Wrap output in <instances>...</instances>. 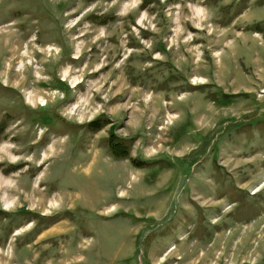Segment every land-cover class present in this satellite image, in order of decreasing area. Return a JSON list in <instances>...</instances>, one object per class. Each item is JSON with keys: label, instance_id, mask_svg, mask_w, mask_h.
Returning <instances> with one entry per match:
<instances>
[{"label": "rangeland", "instance_id": "rangeland-1", "mask_svg": "<svg viewBox=\"0 0 264 264\" xmlns=\"http://www.w3.org/2000/svg\"><path fill=\"white\" fill-rule=\"evenodd\" d=\"M0 264H264V0H0Z\"/></svg>", "mask_w": 264, "mask_h": 264}, {"label": "bare ground", "instance_id": "bare-ground-1", "mask_svg": "<svg viewBox=\"0 0 264 264\" xmlns=\"http://www.w3.org/2000/svg\"><path fill=\"white\" fill-rule=\"evenodd\" d=\"M127 6V5H126ZM199 14V13H198ZM203 15V14H202ZM200 16V15H199ZM192 25V24H191ZM199 27V26H198ZM195 28V27H194ZM191 29V28H190ZM17 39V38H16ZM15 40V39H14ZM20 47V45H19V43H18V47L17 48H15V50H14V52L13 51H11V54H12V56L14 57L15 55H17L18 54V49H20L19 48ZM11 49V48H10ZM12 50V49H11ZM49 50V49H48ZM202 81V80H201ZM30 101H31V99H30ZM33 102H34V100H33ZM39 145V144H38ZM91 146H92V144H91ZM91 148V147H90ZM96 150V149H95ZM97 152V151H96ZM45 155V154H44ZM89 168V167H88ZM43 172V171H42ZM37 192H40V190H38ZM120 193H122V194H124L125 193V190L124 189H122L121 191H120ZM126 194V193H125ZM42 196H40V197H42L43 198V200L41 199V202H42V205L44 206V201H46V199H47V195L46 194H41ZM35 199V198H34ZM39 199V198H38ZM54 200H56V199H54ZM57 201V200H56ZM72 201V200H71ZM40 203V202H39ZM56 203V202H55ZM57 203H58V201H57ZM60 203V202H59ZM53 204V203H52ZM41 205V204H40ZM114 207V206H113Z\"/></svg>", "mask_w": 264, "mask_h": 264}]
</instances>
